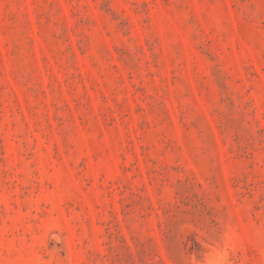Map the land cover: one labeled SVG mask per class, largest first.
I'll use <instances>...</instances> for the list:
<instances>
[{"label": "rangeland", "instance_id": "374dc122", "mask_svg": "<svg viewBox=\"0 0 264 264\" xmlns=\"http://www.w3.org/2000/svg\"><path fill=\"white\" fill-rule=\"evenodd\" d=\"M0 264H264V0H0Z\"/></svg>", "mask_w": 264, "mask_h": 264}]
</instances>
